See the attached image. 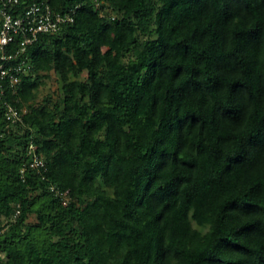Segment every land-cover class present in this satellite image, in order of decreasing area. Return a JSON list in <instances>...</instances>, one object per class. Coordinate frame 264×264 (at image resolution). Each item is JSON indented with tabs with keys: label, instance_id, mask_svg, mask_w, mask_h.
I'll use <instances>...</instances> for the list:
<instances>
[{
	"label": "trees",
	"instance_id": "16d2710c",
	"mask_svg": "<svg viewBox=\"0 0 264 264\" xmlns=\"http://www.w3.org/2000/svg\"><path fill=\"white\" fill-rule=\"evenodd\" d=\"M30 2L73 18L0 49V263L264 264V0Z\"/></svg>",
	"mask_w": 264,
	"mask_h": 264
},
{
	"label": "built area",
	"instance_id": "2783aa9c",
	"mask_svg": "<svg viewBox=\"0 0 264 264\" xmlns=\"http://www.w3.org/2000/svg\"><path fill=\"white\" fill-rule=\"evenodd\" d=\"M3 4L0 6V15L2 16V24L0 26V49L1 57L3 59H9L16 56V53L7 54L4 50V46L10 41L15 39V34L20 33L22 36L19 39V49L24 50L26 44L32 42L38 32L54 30L57 27L59 21L72 20L70 13L64 15L53 12L48 4H41L38 2H30L23 6L20 13L12 15L8 10V5L16 3L18 0H0ZM17 49V51L19 50ZM7 68L4 63L0 62V76L2 77ZM15 115L16 111L10 107L9 109ZM41 160L35 158L31 164H39Z\"/></svg>",
	"mask_w": 264,
	"mask_h": 264
},
{
	"label": "crops",
	"instance_id": "0c3cea01",
	"mask_svg": "<svg viewBox=\"0 0 264 264\" xmlns=\"http://www.w3.org/2000/svg\"><path fill=\"white\" fill-rule=\"evenodd\" d=\"M0 264H6V263L2 261Z\"/></svg>",
	"mask_w": 264,
	"mask_h": 264
}]
</instances>
